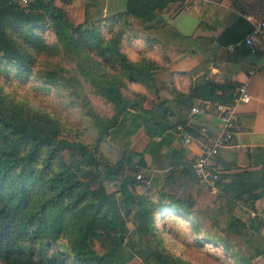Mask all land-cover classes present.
<instances>
[{
	"label": "trees",
	"instance_id": "16d2710c",
	"mask_svg": "<svg viewBox=\"0 0 264 264\" xmlns=\"http://www.w3.org/2000/svg\"><path fill=\"white\" fill-rule=\"evenodd\" d=\"M68 1L31 0L21 5L0 0V73L35 77L47 88H60L77 99L78 79L67 71L76 54L81 58L79 73L89 79L110 115L100 116L90 103L80 109L72 103L86 124L81 130L79 122H65L55 114L18 102L0 88V264H123L133 256L163 264L148 240L140 245L126 234L125 221L114 194L105 190V180L116 182L115 193H119L126 214L132 205L136 207L133 232L155 239L161 250L167 233L165 221L172 219L185 223L195 243L215 252L216 258L223 254L228 264H255L264 254L262 218L254 215L241 221L232 217L235 233L245 241L231 238L191 203L153 190L144 183L145 175L137 180L144 167L140 153L109 147L118 153L108 162L103 147L110 146L109 136L113 140L121 134L132 136L143 127L156 135L177 126L155 82L154 72L161 63L149 53L159 55L177 46L204 54L209 40L183 36L167 23L153 25L169 0H126L124 11L108 17H99L96 1L89 0L84 4L82 22L77 24L62 8ZM251 12L264 20V0ZM250 27L241 17L225 34L231 35L229 42H241ZM126 47L143 53L134 59ZM247 50L253 55L264 53ZM133 83L146 90L132 92V97L123 95L120 88ZM234 89L232 83L218 86L199 77L189 96L230 104ZM218 90L226 97L215 95ZM86 129L90 136L81 135ZM68 136L76 147L65 145L73 142ZM66 150L69 157L64 156ZM83 163L103 167L98 186H92L94 178L82 179ZM254 171L249 172L254 177L248 184H236L234 194L251 211L264 195V161ZM95 241L102 253L94 249ZM169 255L170 261L175 259Z\"/></svg>",
	"mask_w": 264,
	"mask_h": 264
},
{
	"label": "crops",
	"instance_id": "0c3cea01",
	"mask_svg": "<svg viewBox=\"0 0 264 264\" xmlns=\"http://www.w3.org/2000/svg\"><path fill=\"white\" fill-rule=\"evenodd\" d=\"M95 1L99 17L112 16L126 7V0ZM260 1L200 0L187 9L184 0H169L156 15L153 25L167 23L183 36L208 39L209 47L204 54L177 46L159 53L164 59L154 72L155 82L177 126L156 135L152 131L141 147L134 149L143 158L140 171L146 176L144 183L153 190L181 201H193L200 207L219 208L231 219L241 221L254 215L264 220V195L254 202V211L234 198L236 184H248L254 177L249 172H255L259 162L264 161V53L253 55L242 41L229 42L231 35H226L225 30L241 17L249 21L251 10ZM85 2L69 0L63 7L70 17L82 21ZM199 77L218 86L232 83L234 94L248 96L247 102L236 106L238 124L233 137L211 158L220 176L214 190L200 185L192 168L202 145L211 146L221 131L217 100L189 96ZM215 95L226 97L219 90ZM192 107L198 112L192 113ZM202 128L205 132H201ZM255 264H264V254L256 258Z\"/></svg>",
	"mask_w": 264,
	"mask_h": 264
},
{
	"label": "rangeland",
	"instance_id": "374dc122",
	"mask_svg": "<svg viewBox=\"0 0 264 264\" xmlns=\"http://www.w3.org/2000/svg\"><path fill=\"white\" fill-rule=\"evenodd\" d=\"M86 1V0H85ZM89 1V0H87ZM64 5H62V8ZM65 10V9H64ZM67 13V12H66ZM70 12L67 14L69 19L73 21L75 24L78 22L75 17L69 16ZM128 50V55L134 59H138L143 52L138 53L135 48L126 47ZM150 56L154 59L157 58L159 63H163V60L160 59L158 53L150 52ZM80 57L76 54L72 56V61L70 66L68 67L67 71L78 79V89L76 92L77 99L71 97L67 92L62 91L60 88L51 87L50 89L43 85L42 81L36 79L32 76H14L11 74H4L3 72L0 73V88L3 89L5 93H9L12 95L15 100L21 103H28L30 106L38 109H42L52 115L59 116L63 121L69 123L79 122L80 125L78 126L81 130L84 129L86 126L85 122L79 118V114L77 108L73 106L72 103L76 104L80 109L86 103H90L97 113L102 117H108L110 115V110L108 105L105 101L98 95L95 94L93 87L86 77L82 76L77 67V63L80 61ZM131 87L120 88L123 95L132 97V92H137L140 90L145 91V87H142L139 83H133L130 85ZM153 130L149 128H141L138 132L132 136H119L117 139L113 140L111 136L107 137V142L110 146H103L106 150V158L108 162H112L116 159L117 151H112L109 147H114L118 150L129 149L130 151H135L134 149H139L143 144V141L146 139L147 136L152 134ZM82 136H90L91 131L89 129L84 130V133L81 134ZM67 140L71 141V136H68ZM73 141V140H72ZM69 148L76 147L75 142H70L69 144H65ZM136 152V151H135ZM76 155V154H75ZM65 157H69V153L66 150L64 152ZM78 156V155H77ZM79 157V156H78ZM81 170L83 172L84 177L83 180H90L94 178L93 187L98 186L101 181V172L103 167L100 166L99 168L87 166L86 163L80 165ZM143 171H139L142 173ZM88 173V176H86ZM143 174V173H142ZM143 178V175H142ZM141 178V179H142ZM136 179L138 180L137 176ZM116 182L115 181H107L103 182L105 186L106 192L109 194H114L112 196L118 204L119 212L121 218L125 221V231L126 234L131 237L133 241L138 242V244H144L147 240L150 242V245L155 249L156 255L161 259L163 264H228V258L220 254V258H216L215 252L206 251L203 247L198 246L195 243L193 238L192 230L185 225V223L181 222H174L172 219H168L165 221L167 223L166 227V236L162 242L164 250H161L155 239H148L146 237L141 238L140 235L133 232L135 228V213L136 207L133 205L131 206L130 212L126 214V209L123 208L122 203L120 202V195L116 191ZM142 193L141 190L138 191ZM191 203V205L196 209L197 212L202 213L204 218L212 223L215 227H218L225 232L231 238L237 239L240 242L245 241V239L235 233L233 229V221L223 210L214 209L213 207L204 208L197 205V203L193 201H185ZM139 236V238H138ZM127 237V238H129ZM206 245L205 242H203ZM207 246V245H206ZM94 249L102 253L103 249L99 242L95 241L93 244ZM212 246H209V249ZM169 253L173 254L172 259L170 261ZM222 253V252H221ZM219 254V253H218ZM123 264H157L154 261L145 262L138 256H133V258L127 260Z\"/></svg>",
	"mask_w": 264,
	"mask_h": 264
},
{
	"label": "built area",
	"instance_id": "2783aa9c",
	"mask_svg": "<svg viewBox=\"0 0 264 264\" xmlns=\"http://www.w3.org/2000/svg\"><path fill=\"white\" fill-rule=\"evenodd\" d=\"M14 3L26 5L31 0H11ZM87 1V0H86ZM200 0H184L186 8L199 2ZM251 27L242 42L252 52L260 50L264 52V20L258 19L254 15L249 16ZM248 96L242 93L234 94L232 102L230 104L217 103L216 110L221 123V131L214 138L212 145H202L201 153L197 156L192 164L193 172L200 185H203L211 190L215 189V183L219 179V171L214 168L211 162V158L218 154V150L221 146H224L234 135L237 128L238 119L236 106L241 102H247ZM192 113H197L198 109L192 107ZM201 132H205L204 128ZM189 141L187 137L185 139ZM138 179L142 178V174L137 175Z\"/></svg>",
	"mask_w": 264,
	"mask_h": 264
}]
</instances>
